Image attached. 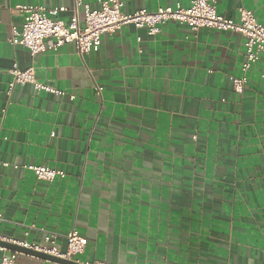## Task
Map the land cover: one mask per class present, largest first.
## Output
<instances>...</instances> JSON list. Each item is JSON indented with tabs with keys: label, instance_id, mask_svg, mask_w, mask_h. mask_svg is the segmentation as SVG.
Returning a JSON list of instances; mask_svg holds the SVG:
<instances>
[{
	"label": "crops",
	"instance_id": "1",
	"mask_svg": "<svg viewBox=\"0 0 264 264\" xmlns=\"http://www.w3.org/2000/svg\"><path fill=\"white\" fill-rule=\"evenodd\" d=\"M75 1L0 0V158L66 173L49 182L0 166V234L42 243L52 232L66 250L75 229L81 263L264 264V56L237 93L238 32L169 22L150 36L131 24L84 55L10 43L18 5L65 7L56 18L68 22ZM123 1L132 13L177 0ZM215 1L236 22L241 8L264 22V0ZM15 64L64 94L26 85L9 97ZM15 264L59 263L19 253Z\"/></svg>",
	"mask_w": 264,
	"mask_h": 264
},
{
	"label": "built area",
	"instance_id": "2",
	"mask_svg": "<svg viewBox=\"0 0 264 264\" xmlns=\"http://www.w3.org/2000/svg\"><path fill=\"white\" fill-rule=\"evenodd\" d=\"M123 0H103L99 7H91L82 0L75 1L73 15L68 22L57 19L59 12L65 7L47 9L41 5H18L14 10L24 15L21 26L14 25L10 43L22 45L29 49L32 56L47 51H57L66 43L75 45L80 55L98 51L102 45L103 37L113 35L127 25H134L138 29H145L150 36H156L162 27L169 22L187 25L193 31L201 28H214L224 31L241 33L245 37L246 60L243 64L244 75L232 77L233 88L237 93H243L248 82L247 73L257 61L264 56V22L258 20L253 11L241 8L240 20L218 12L215 0H192L189 7H184L179 0L174 5L161 6L155 11L139 9L132 13L123 11ZM83 10L85 21H80V11ZM13 79L8 85V96L11 97L17 86L31 85L36 93H51L63 95L64 91L40 82L36 78L35 67L20 69L14 65L10 70ZM101 89V88H100ZM99 89V90H100ZM73 98V97H72ZM1 167L26 169L34 173L37 179L54 181L57 177H64L65 172L49 166L35 164H13L0 158ZM2 215L0 214V219ZM67 248L62 250L58 244V235L48 232L44 235L42 243L29 242L8 238L0 234V241L21 246L26 249L38 251L58 258L76 260L87 246V239L77 230L67 234ZM9 251L3 255L1 264H15L19 251L0 247ZM85 264H108L104 261Z\"/></svg>",
	"mask_w": 264,
	"mask_h": 264
},
{
	"label": "water",
	"instance_id": "3",
	"mask_svg": "<svg viewBox=\"0 0 264 264\" xmlns=\"http://www.w3.org/2000/svg\"><path fill=\"white\" fill-rule=\"evenodd\" d=\"M0 246L5 247V248L10 249V250H16V251H19L21 253H26V254H29V255H32L35 257L46 259V260H49V261H52L55 263H59V264H85V263H81V262L76 261V260L58 258V257L52 256V255H48V254L38 252V251L26 249V248H23L21 246L14 245L11 243H7L4 241H0Z\"/></svg>",
	"mask_w": 264,
	"mask_h": 264
}]
</instances>
